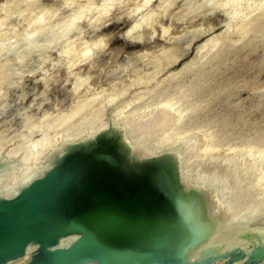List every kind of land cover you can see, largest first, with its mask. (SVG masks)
Instances as JSON below:
<instances>
[{
    "label": "rangeland",
    "instance_id": "374dc122",
    "mask_svg": "<svg viewBox=\"0 0 264 264\" xmlns=\"http://www.w3.org/2000/svg\"><path fill=\"white\" fill-rule=\"evenodd\" d=\"M0 65V177L11 183L60 136L96 139L196 84L205 96L188 130L224 137L225 156L236 138L264 135V0H0ZM253 147L239 148L254 150L250 163L264 159V146ZM73 153L65 161L82 157ZM41 166L23 173L29 188L27 174L38 184ZM258 212L216 251L184 264H245L264 253ZM49 244L11 264H36Z\"/></svg>",
    "mask_w": 264,
    "mask_h": 264
},
{
    "label": "bare ground",
    "instance_id": "6f19581e",
    "mask_svg": "<svg viewBox=\"0 0 264 264\" xmlns=\"http://www.w3.org/2000/svg\"><path fill=\"white\" fill-rule=\"evenodd\" d=\"M201 87L172 94L146 116H123L96 139L85 129L76 141L60 136L63 143L29 159V171H46L32 184L26 169L31 188L26 170L24 183L0 177V255L36 238L6 264L46 243L36 264H184L231 240L250 214L264 210V159L252 165L254 150H239L263 147L264 135L236 138L226 157L224 137L211 141L212 132L188 130L184 123L205 96ZM73 152L82 157L65 161Z\"/></svg>",
    "mask_w": 264,
    "mask_h": 264
},
{
    "label": "water",
    "instance_id": "95a60500",
    "mask_svg": "<svg viewBox=\"0 0 264 264\" xmlns=\"http://www.w3.org/2000/svg\"><path fill=\"white\" fill-rule=\"evenodd\" d=\"M25 194H22L20 197H23ZM27 239L23 242L16 245L15 247L7 250L6 252H4L3 254L0 255V264H6L7 261H9L12 258H15L19 255H21L23 253V250L25 249V247L30 243L36 240L35 237L33 236H28L26 237ZM22 244V245H21ZM264 253H256L254 254L251 258H249V260L247 261V263L245 264H256L257 262H259L261 260V258L263 257ZM213 258L206 260V262L211 261ZM205 262V263H206Z\"/></svg>",
    "mask_w": 264,
    "mask_h": 264
}]
</instances>
